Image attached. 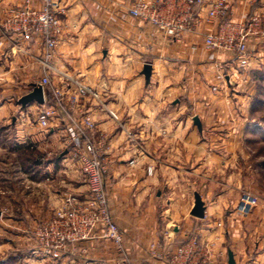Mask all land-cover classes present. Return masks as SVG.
Returning <instances> with one entry per match:
<instances>
[{
	"label": "crops",
	"instance_id": "0c3cea01",
	"mask_svg": "<svg viewBox=\"0 0 264 264\" xmlns=\"http://www.w3.org/2000/svg\"><path fill=\"white\" fill-rule=\"evenodd\" d=\"M25 1L0 0V18ZM212 1L197 9L198 23L176 41L131 17L133 0H57L63 34L52 64L101 94V106L87 103L86 108L109 147V205L125 233L124 253L98 232L84 241V253L70 252L64 263L72 258L81 259L75 264H159L152 256L153 244L171 252L197 231L212 244L214 264H231L230 251L234 264H264V202L259 198L251 217L236 211L247 179L255 173L244 149L252 141L248 132L264 131V123L248 117L250 101L257 98L258 83L264 79V39L249 40L247 69L238 66L233 53L208 49L204 36L220 25L219 19L208 18ZM42 3L30 0L34 7ZM251 13H264V0H235L230 9L235 21ZM42 52L39 37L0 25L4 95L33 90L43 75ZM146 64L152 66L150 78L144 74ZM51 77L54 85L63 81L57 73ZM224 79L229 81L227 91H237L233 96L247 104L245 122L217 109L228 99ZM234 83H241L239 90L232 89ZM44 93L50 97L51 88ZM34 107L23 109L13 123L19 147H64V132L41 129ZM196 116L200 125L193 121ZM218 132L224 137L217 138ZM234 147L247 154H234ZM47 169L57 170L50 161ZM71 189H84L85 196L88 186ZM68 191L53 193L51 202L59 205ZM197 193L205 204L203 218L192 214ZM255 246L260 249L256 254Z\"/></svg>",
	"mask_w": 264,
	"mask_h": 264
},
{
	"label": "built area",
	"instance_id": "2783aa9c",
	"mask_svg": "<svg viewBox=\"0 0 264 264\" xmlns=\"http://www.w3.org/2000/svg\"><path fill=\"white\" fill-rule=\"evenodd\" d=\"M235 0H214L208 11L209 19H219L217 31L207 32L204 43L208 49L233 53L238 66L247 69L250 65L251 38L264 39V13H251L235 21L230 9ZM57 0H43L34 7L26 0L21 7H10L0 25L5 30L39 37L43 44L40 63L43 75L36 85L51 88L50 97L40 105L38 124L42 128L56 127L66 135L70 155L81 162L84 180L88 186L84 198L66 194L62 206L54 213L50 230L61 241L78 242L93 239L98 232L124 253V230L117 224L111 212L108 194L109 147L100 136L98 124L86 104L101 106L100 92L78 79L57 69L52 60L63 34V24ZM207 0H133L129 14L148 23L165 36L181 41L185 34L199 21L198 8ZM57 73L63 79L54 85L51 75ZM134 161H131L133 164ZM149 172L152 169L149 168ZM257 195L244 194L237 205V213L250 212L258 204ZM152 256L159 264H214L212 244L202 239L199 232L190 233L173 251L160 245L151 246Z\"/></svg>",
	"mask_w": 264,
	"mask_h": 264
},
{
	"label": "rangeland",
	"instance_id": "374dc122",
	"mask_svg": "<svg viewBox=\"0 0 264 264\" xmlns=\"http://www.w3.org/2000/svg\"><path fill=\"white\" fill-rule=\"evenodd\" d=\"M261 81L254 95L257 98L250 101L252 105L248 107V117L250 120L264 123V79ZM228 82L224 79L223 86L228 99L223 107L217 106V109L224 108L228 111L229 119L235 118L237 121L245 122L247 104L241 102L237 96H233V92L237 93V91H227ZM234 84L232 89L239 90L238 86L241 83ZM0 86L5 84L0 83ZM20 95L14 91L4 95L0 90V209L3 212L0 219V264H75L74 261L78 263L81 259L71 258L69 263L64 262L67 261L66 256L70 252L84 253V240L61 241L55 237V232L50 230V227L54 223L52 221L55 211L63 203V199L59 205L52 203L53 193L67 189L69 190L67 194H78L79 197L84 198V189L81 193L71 189L87 185L81 162L72 158L71 147L67 146L66 141L64 147L53 150L43 147L40 150H23L19 147L21 141L13 123L22 115L23 109L32 105L36 108L33 111L34 113L37 111L36 118H38L40 108L37 102L23 107L19 100L25 94ZM232 99L233 102L228 101ZM215 121L220 120L216 118ZM40 128L49 129L41 126ZM218 133L217 138L224 137L222 133ZM248 134L252 141L244 149L246 152L248 150L247 156L250 160L248 165L255 173L247 179L248 183L246 187L244 186L241 198L248 193L257 195L264 202V131L248 132ZM62 136L63 140L64 138L66 140L65 133H62ZM246 152L244 150L242 152L241 147H234L233 151L234 154L240 155H245ZM49 161L55 164L57 170L54 172L47 169ZM241 165L246 166L245 163ZM255 208L238 215L251 217L255 213ZM261 226L262 224H259V228ZM256 250L260 249L255 246L253 251L255 254Z\"/></svg>",
	"mask_w": 264,
	"mask_h": 264
},
{
	"label": "water",
	"instance_id": "95a60500",
	"mask_svg": "<svg viewBox=\"0 0 264 264\" xmlns=\"http://www.w3.org/2000/svg\"><path fill=\"white\" fill-rule=\"evenodd\" d=\"M144 74H145L146 78H150V76L152 74L151 64H146L144 66ZM34 102H37L38 104H43L45 102L44 88L41 85L34 86L32 91L23 95L19 100V103L23 107H26L29 104L34 103ZM194 122L196 124L200 125V118L198 116L194 117ZM195 199L196 200H195V205H194L192 214L195 217L203 218L205 216V204H204L200 194L197 193ZM2 214H3V212L0 209V219L2 217ZM229 256H230V263L234 264V254L232 253V251L229 252Z\"/></svg>",
	"mask_w": 264,
	"mask_h": 264
}]
</instances>
